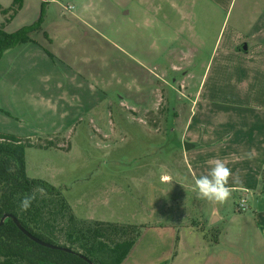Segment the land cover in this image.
<instances>
[{"label": "crops", "instance_id": "1", "mask_svg": "<svg viewBox=\"0 0 264 264\" xmlns=\"http://www.w3.org/2000/svg\"><path fill=\"white\" fill-rule=\"evenodd\" d=\"M132 1L62 6L48 0L40 29L30 34L31 41L6 51L0 59L5 61L0 71L3 99L23 87L27 96L21 97L47 103L55 115L52 129L66 133L102 103V96L119 91L121 77L126 75L130 82L126 97L133 104V114L143 111L148 122H160V127L171 116L176 124L163 129L167 136L176 131L189 182L185 184L169 173L162 181L197 192L195 180L208 173L207 162L222 158L234 174H239L241 183L229 180L232 196L224 204L203 199L210 223L204 221L206 212L196 221L172 214L166 222L131 223L140 227V236L122 264H264V0H256L246 14L237 5L236 20L230 19L234 0H180L169 7L171 20L164 16L159 21L147 14L143 28L131 32V19L126 16ZM27 2L23 0L14 17L21 18L20 28L34 24L41 12L39 3L28 9ZM139 5L144 8L148 4ZM68 6L73 9L68 11ZM200 9L207 18L197 23L196 11ZM210 14L221 19L211 51L214 58L203 67L195 84L190 72L182 71L175 100L184 99L188 104L172 103L188 106L186 118H181L182 111L163 108L164 95L158 103L151 101L154 84L165 80V70L152 75L142 69L145 88L131 89V59L140 68L145 63L157 64L168 52L183 50L177 43L187 32L197 42L196 54L217 22L215 17L208 19ZM114 22L118 24L112 27ZM137 32L140 34L135 35ZM172 72L179 71L172 68ZM167 87L176 90L169 84ZM42 90H52V98L43 97ZM96 114L101 120L102 113ZM241 196L247 200L248 215L233 218L226 228L216 227L223 219L221 208Z\"/></svg>", "mask_w": 264, "mask_h": 264}, {"label": "rangeland", "instance_id": "2", "mask_svg": "<svg viewBox=\"0 0 264 264\" xmlns=\"http://www.w3.org/2000/svg\"><path fill=\"white\" fill-rule=\"evenodd\" d=\"M47 1L28 0V9L36 3H39L40 7L45 6ZM255 1L234 0L235 7L230 19H237L235 15L237 7H242L243 13L246 14ZM56 2L62 6L76 5V2L100 5L103 0H56ZM177 2L180 0H150V2L133 0L130 14L126 16L127 19H131V32L143 28L147 14L159 21L164 16L167 19L172 17L169 7ZM11 3L12 0H0V7L9 8ZM139 4L148 5L143 8ZM196 17L197 23L199 19L207 18L204 9L196 11ZM212 17L215 16L210 14L208 19ZM4 19L5 16L0 13V24ZM216 19L217 22L210 28V35H207L208 38L196 52L197 55L193 53V49L197 50V42L192 40L190 32H187L185 39L182 38V41L177 43L184 47L183 50L168 52L157 64L155 61L145 63L140 68L134 63V59H131V89L145 88L146 73L142 69L152 75H160L165 70V80L161 79L154 84L156 91H152L151 101L158 103L164 95L163 108L170 112L173 108L182 111L181 118H186L188 106L182 107L172 103L188 104L184 99L175 100V97L179 96L177 89L182 80V71L188 70L195 84L203 67L209 60H213L214 55L212 56L211 51L216 30L221 25V19L219 20L218 17ZM20 22L21 18H13L5 24L4 30L7 33H14L20 29ZM117 24L118 22H114L112 27ZM230 25L231 22L226 28L223 26L225 35ZM137 34L140 32L135 35ZM218 44L219 40L217 46ZM220 49L221 46L219 51ZM216 61L215 58L214 63ZM4 63V60L0 61V71ZM172 68L179 72H172ZM121 78L123 81L117 91L120 93L111 91L105 97L102 96V103H97L98 106L93 112H86L82 121L75 122L72 130L66 133H55L52 129L55 115L48 109L47 103L38 104L21 97L27 96L23 87L13 91L12 94L9 93V99L4 100L3 80H0V136H11L24 144L32 145L26 146L24 150L26 176L29 179L42 180L59 191L78 220L130 225L139 222L154 223L160 220L166 222L172 214H177L184 215L186 221H196L201 220V212H206L204 221L207 220L206 201L198 196L197 192L161 180L164 174L169 173L174 178L178 176L185 184L189 182L180 158L179 138L174 135L176 131L167 136L163 129L164 125H176L175 122L170 116L168 122L160 127V122H148L149 119L145 117L143 111L133 114L131 112L133 104L128 96L126 97L127 84L130 82L126 75ZM165 81L166 85L163 84ZM167 84L176 87L175 92L169 89ZM41 92L45 98L51 99L53 96L52 90ZM119 98L123 99L120 101ZM3 102H8V105H4ZM120 102H122L121 106ZM96 111L102 113L101 120ZM143 123H147L150 127L144 126ZM155 128L157 130H154ZM177 198L178 203H176ZM238 198L235 197L231 205L221 208L220 214L223 219L216 227L221 229L225 225L226 228V224L229 225L233 218L239 219L248 215L247 211L236 212L235 205ZM210 221L211 218L208 219V223Z\"/></svg>", "mask_w": 264, "mask_h": 264}, {"label": "trees", "instance_id": "3", "mask_svg": "<svg viewBox=\"0 0 264 264\" xmlns=\"http://www.w3.org/2000/svg\"><path fill=\"white\" fill-rule=\"evenodd\" d=\"M22 5L23 0H12L9 8L0 7L5 16L0 24V59L6 51L31 41L30 34L40 29L44 6L34 24L14 33L4 30ZM26 146L32 145L11 136H0V219L11 214L31 235L72 252L37 245L11 219H6L0 226V264H122L140 236V227L76 219L59 191L42 180L26 176ZM37 187H43L46 195L37 193L31 207L22 211L21 200Z\"/></svg>", "mask_w": 264, "mask_h": 264}, {"label": "clouds", "instance_id": "4", "mask_svg": "<svg viewBox=\"0 0 264 264\" xmlns=\"http://www.w3.org/2000/svg\"><path fill=\"white\" fill-rule=\"evenodd\" d=\"M209 171L195 180V189L198 195L209 202L224 204L232 196V189L229 186V180L233 183H241L239 174H234L222 158H215L207 162ZM39 193L41 196L46 195L43 187L33 189L31 194H27L20 202L22 211H27L36 199Z\"/></svg>", "mask_w": 264, "mask_h": 264}, {"label": "water", "instance_id": "5", "mask_svg": "<svg viewBox=\"0 0 264 264\" xmlns=\"http://www.w3.org/2000/svg\"><path fill=\"white\" fill-rule=\"evenodd\" d=\"M6 219H11L13 221V223L15 224V226L17 227V229L19 231H21L28 239H30L31 241H33L37 245H40L42 247L49 248V249H52V250L72 252L67 247H63V246H60V245L50 244V243L41 241L40 239H38L35 236L31 235L28 231H26L21 226V224L19 223V221L13 215H11V214H5V215L2 216V218L0 219V226L4 223V221Z\"/></svg>", "mask_w": 264, "mask_h": 264}, {"label": "built area", "instance_id": "6", "mask_svg": "<svg viewBox=\"0 0 264 264\" xmlns=\"http://www.w3.org/2000/svg\"><path fill=\"white\" fill-rule=\"evenodd\" d=\"M73 7L72 6H68L67 10L70 11L72 10ZM249 209L247 200L244 196H241L238 198L237 203L235 205V210L237 213H243L246 212Z\"/></svg>", "mask_w": 264, "mask_h": 264}]
</instances>
